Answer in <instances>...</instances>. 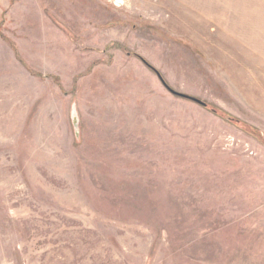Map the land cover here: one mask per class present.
<instances>
[{"label":"rangeland","instance_id":"1","mask_svg":"<svg viewBox=\"0 0 264 264\" xmlns=\"http://www.w3.org/2000/svg\"><path fill=\"white\" fill-rule=\"evenodd\" d=\"M0 264H264V0H0Z\"/></svg>","mask_w":264,"mask_h":264},{"label":"water","instance_id":"2","mask_svg":"<svg viewBox=\"0 0 264 264\" xmlns=\"http://www.w3.org/2000/svg\"><path fill=\"white\" fill-rule=\"evenodd\" d=\"M147 65L150 66V67L152 66L151 64H150V65L147 64ZM151 68L154 69V70L157 72V74L159 75V77H160V79L162 80L163 84H164V85L167 87V89H169V91H170L171 93H173L174 95H177V96H180V97H183V98L189 99V100L196 101V102L202 104L203 106H206V105H207V103H206L205 101L199 99L198 97H195V96L190 95V94H187V93L179 92V91L173 89V88H172V87H171V86L165 81V79L163 78V76L161 75V73H160L157 69H155L154 67H151ZM74 123H75V125H77V114H76V111L74 112Z\"/></svg>","mask_w":264,"mask_h":264},{"label":"trees","instance_id":"3","mask_svg":"<svg viewBox=\"0 0 264 264\" xmlns=\"http://www.w3.org/2000/svg\"><path fill=\"white\" fill-rule=\"evenodd\" d=\"M4 38H5L6 40H9L7 37H4ZM13 47L16 49V46H15V45H13ZM16 50H17V49H16ZM139 57L142 58V59L144 60L145 63H147V64L150 65V63L147 62L143 57H141V56H139ZM151 67H153V66H151ZM31 72H32L33 74L35 73V74H41V75H43L42 73L37 72V71H33V70H31ZM206 106H209V105L207 104ZM213 111L218 112V110L215 109V108H213ZM228 119L231 120V121H237V122L240 121L239 119H236V118H234V117H228Z\"/></svg>","mask_w":264,"mask_h":264}]
</instances>
